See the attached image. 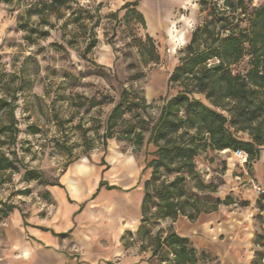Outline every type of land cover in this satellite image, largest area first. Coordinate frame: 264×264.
<instances>
[{"label": "rangeland", "instance_id": "rangeland-1", "mask_svg": "<svg viewBox=\"0 0 264 264\" xmlns=\"http://www.w3.org/2000/svg\"><path fill=\"white\" fill-rule=\"evenodd\" d=\"M50 1L0 4V97L16 106L13 126L7 111L0 110V158L4 156V164L11 163L0 169V264H8L6 255L23 233L15 212L18 220L20 215L29 218L51 213L54 202L47 187L58 183L70 163L97 153L107 155L113 144L123 155L139 158L144 154L145 165L146 157L154 158L156 146L147 144L150 130L164 99L179 89H169V75L197 19L202 22L205 17V13L196 14L197 5L191 4L176 12L167 32L155 34L146 17L143 21L133 8L117 10L112 0H101L103 5L98 0H68L44 17L35 12L42 2ZM253 4L257 5L256 0ZM160 12L167 15L169 23L170 7ZM45 30L49 35L41 36ZM120 102L122 113L110 120ZM232 157L236 158L231 153H203L196 159L197 170L205 183L220 184L218 196L232 194L236 199L235 204L222 209L248 213L249 202L232 190L237 175L241 176L237 181L243 180L240 161L237 159L233 166ZM251 166L246 165L249 173ZM6 205L16 208L5 215ZM256 208L246 215L253 233L247 247L252 260L262 249L255 239L259 242L264 235L263 196H258ZM235 221L227 220L228 228L217 242L235 246L239 240ZM167 226L164 221L153 227L148 221L150 231L142 238L127 237V243L141 252L151 250L156 246L158 229ZM204 250L210 256L198 264H223L213 251ZM198 256L200 259V251Z\"/></svg>", "mask_w": 264, "mask_h": 264}, {"label": "trees", "instance_id": "trees-1", "mask_svg": "<svg viewBox=\"0 0 264 264\" xmlns=\"http://www.w3.org/2000/svg\"><path fill=\"white\" fill-rule=\"evenodd\" d=\"M18 1L21 0H0V4ZM195 1L199 14L205 13V17L202 22L197 19L189 42L179 50L178 64L168 78L169 89H179L164 99L159 118L150 130L147 144H154L156 150L154 158L146 157L151 175L144 182L143 217L136 234L127 232L123 236L126 246L127 237L142 238L150 231L146 227L148 221L153 227L175 221L181 215L195 221L203 213L235 204L232 194L225 198L217 195L220 184L204 182L196 159L209 151L233 154L241 149L249 153V163H253L264 145V3ZM67 3L68 0L42 2L35 12L44 17ZM137 5L126 2L122 8L135 9L145 21ZM28 11L31 14L32 10ZM40 35L48 36L49 31H41ZM148 39L159 59L153 38ZM15 107L12 100L0 97V110L7 111L12 126L16 123ZM121 108L122 102L115 106L109 119H116ZM244 134L250 139H244ZM3 159L4 156L0 158V169L11 165L4 164ZM15 208L4 206L5 215ZM155 238L152 257L159 264H198L210 256L188 237L179 235L172 225L165 230L159 228ZM255 244L262 249L255 252L252 264H264V235L259 242L255 239Z\"/></svg>", "mask_w": 264, "mask_h": 264}, {"label": "crops", "instance_id": "crops-1", "mask_svg": "<svg viewBox=\"0 0 264 264\" xmlns=\"http://www.w3.org/2000/svg\"><path fill=\"white\" fill-rule=\"evenodd\" d=\"M112 1L117 10L126 2H137L136 8L146 17L151 33L155 34L159 30L167 32L178 10L192 4L197 5L196 14L199 12L195 0ZM256 2L261 4L264 0ZM166 6L170 7L172 13L169 23L166 22L167 15L163 16L160 12H164ZM190 37L191 32L185 45ZM243 138L250 139L247 134ZM230 160L234 166L237 158ZM145 166L144 154L139 158L133 154L123 155L117 144L110 147L107 155L97 153L91 158L85 156L70 163L60 175L58 183L47 187L54 202L51 213L45 216L36 213L29 218L20 215L18 220L15 212V219L17 223L20 221L23 233L18 242L10 247L6 255L7 263L159 264L157 258L152 257V250L141 252L126 246L123 241L127 232L136 234L141 225L144 182L151 175V169H145ZM242 168L240 173L243 180L237 181L241 178L237 175L232 190L249 202L251 209L248 213L251 215L257 209L258 195L250 180L264 185V145L258 160L252 163L251 173L246 167ZM248 213H231L220 208L201 214L195 221L181 215L175 221H165V225H172L179 235L188 237L197 248L213 251L223 264H251L253 254L247 247L251 244L253 233L249 231L246 220ZM261 215L264 227V210H261ZM231 218L236 220L234 227L239 239L232 248L216 241L228 228L227 220ZM20 224H17L19 229ZM62 233L67 235L62 237L59 235Z\"/></svg>", "mask_w": 264, "mask_h": 264}, {"label": "built area", "instance_id": "built-area-1", "mask_svg": "<svg viewBox=\"0 0 264 264\" xmlns=\"http://www.w3.org/2000/svg\"><path fill=\"white\" fill-rule=\"evenodd\" d=\"M233 155L240 161L239 165L242 167H246L250 162V155L244 150L238 149L233 152ZM250 182L255 188L258 196L264 195V186L258 185L253 179H251Z\"/></svg>", "mask_w": 264, "mask_h": 264}]
</instances>
